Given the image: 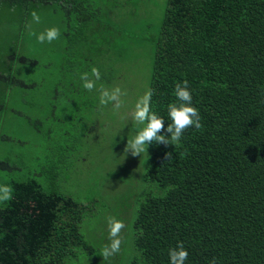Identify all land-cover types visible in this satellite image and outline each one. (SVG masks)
<instances>
[{
    "label": "trees",
    "instance_id": "1",
    "mask_svg": "<svg viewBox=\"0 0 264 264\" xmlns=\"http://www.w3.org/2000/svg\"><path fill=\"white\" fill-rule=\"evenodd\" d=\"M40 7L61 13L62 48L79 49L84 60L75 75L99 69L81 49L92 19L85 0H0L21 17L0 55L2 101L11 86L33 87L15 68L35 63L23 54L20 27L25 13ZM62 58L55 74L67 68ZM184 80L203 128H188L179 146L149 145L158 151L143 167L150 185L132 215L126 264H169L168 249L178 241L188 251L185 264H264V0H165L147 82L151 109L165 127L168 104L179 103L174 85ZM0 170H10L6 158ZM9 188L0 206V264H66L74 247L89 249L78 231L83 205L33 178L10 180Z\"/></svg>",
    "mask_w": 264,
    "mask_h": 264
},
{
    "label": "rangeland",
    "instance_id": "2",
    "mask_svg": "<svg viewBox=\"0 0 264 264\" xmlns=\"http://www.w3.org/2000/svg\"><path fill=\"white\" fill-rule=\"evenodd\" d=\"M85 3L92 19L85 25L88 29H84L81 49L89 54L86 59L96 60L103 70L92 91H86L75 75L84 64L78 58L79 49L77 53L69 48L66 53L61 35L51 43H39L33 34L51 27L64 29L61 13L41 7L25 13L28 22L20 27L22 45L27 49L23 54L35 63L16 64L15 75L33 87L11 86L2 101L0 85V159L6 158L10 165L9 171L0 170V186L33 178L45 191H55L84 206L78 231L89 249L74 247V256L67 258L66 264H126L132 247V215L150 185L142 180L143 167L158 151L147 146L140 156L124 152L126 141L142 127L128 113L147 90L153 40L165 0ZM33 11L40 15L39 23L33 21ZM20 19L18 9L0 8V55L3 46L14 39ZM59 56H66L62 66L67 68L55 74ZM56 76L63 79L57 85ZM67 78L72 85H67ZM116 86L126 93L118 112L111 103L102 106L99 102L101 87ZM53 88L59 89L58 96ZM6 201L0 199V206ZM108 216L123 221L126 227L121 233L120 253L105 261L100 253L109 242Z\"/></svg>",
    "mask_w": 264,
    "mask_h": 264
},
{
    "label": "clouds",
    "instance_id": "3",
    "mask_svg": "<svg viewBox=\"0 0 264 264\" xmlns=\"http://www.w3.org/2000/svg\"><path fill=\"white\" fill-rule=\"evenodd\" d=\"M31 16L35 23L40 22V15L37 12L33 11ZM33 34L36 35V40L39 43H51L61 35L60 30L56 27L46 28L39 34ZM90 73L83 72L80 74L82 87L86 91L94 90L96 87L95 82L100 79L98 68L92 67ZM153 94V90L148 88L137 98L134 107L128 113L132 120L142 126L136 135L132 139L127 140L124 145V152L130 153L134 157L146 153L147 146L154 143L165 146H179L181 138L188 128H194L196 131H200L203 128L200 113L196 107L192 106L193 97L187 80L177 82L174 85V95L179 103L168 104L167 114L171 123H167V127H165V119L151 109ZM124 95L126 93L119 86L112 89L101 87L99 102L102 106H107L111 103L113 110L118 112L123 106L121 97ZM164 156L166 160H169L172 159L173 155L172 152H166ZM0 193H2L0 199L7 200L10 198L11 190L7 186H0ZM106 224L109 242L102 247L100 253L105 261L120 253L123 242L121 233L126 227L123 221L114 216H108ZM168 258L169 264H185L188 258V251L184 247L183 242L178 241L175 247L168 249Z\"/></svg>",
    "mask_w": 264,
    "mask_h": 264
}]
</instances>
